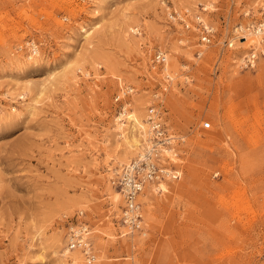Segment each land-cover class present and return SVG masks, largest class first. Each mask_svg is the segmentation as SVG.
<instances>
[{"label": "rangeland", "instance_id": "rangeland-1", "mask_svg": "<svg viewBox=\"0 0 264 264\" xmlns=\"http://www.w3.org/2000/svg\"><path fill=\"white\" fill-rule=\"evenodd\" d=\"M259 23L264 0H0V264H68L79 214L87 264H264ZM151 111L177 177L138 196L129 230L116 179L137 156L120 163L117 125Z\"/></svg>", "mask_w": 264, "mask_h": 264}, {"label": "built area", "instance_id": "built-area-1", "mask_svg": "<svg viewBox=\"0 0 264 264\" xmlns=\"http://www.w3.org/2000/svg\"><path fill=\"white\" fill-rule=\"evenodd\" d=\"M197 24L202 29L201 41L205 44L210 42L212 28L205 24L200 18ZM262 26V27H261ZM252 30L260 29L264 31V23L251 26ZM156 63L163 64L165 57L162 53L156 54L154 57ZM257 60V55L250 52L244 63L246 67L252 68ZM119 98H116V101ZM148 126H151L152 138L150 151L144 152L143 157L137 156L134 160L126 164L118 174L116 179L117 186L123 196L125 207L121 214V224L129 230L139 229L141 224V214L137 202L138 196L142 193L147 183H158L166 177H177V172L169 167L170 161L162 160L157 151L158 147H169L172 138L166 135L162 122L157 112L151 111L148 117ZM210 128L209 123L203 124V129ZM79 214L74 223L70 224L66 233V249L68 251L80 250L85 257L87 263L94 260V254L89 243V226L81 220Z\"/></svg>", "mask_w": 264, "mask_h": 264}, {"label": "bare ground", "instance_id": "bare-ground-1", "mask_svg": "<svg viewBox=\"0 0 264 264\" xmlns=\"http://www.w3.org/2000/svg\"><path fill=\"white\" fill-rule=\"evenodd\" d=\"M197 18L199 19L200 17L198 16ZM245 32H247L246 33L247 36H250V37L253 38V39H250V42L251 43H255L254 45L256 47L260 45V42H262V40H264V31H262L260 29H257V30H249L248 29ZM88 35H89V33H87L86 37ZM166 67H168V65ZM164 71H167V69H164ZM126 107H127V105L126 106H123L122 111L119 114V116H124L125 115V113H126ZM132 114L127 115L126 116V121H124L127 124L126 129H127L128 133H125L123 131V129L121 128V125H119V124L117 125V129L119 131H121V138H122V145H123V147L121 149V152H120V156H119L120 163L129 162L130 159H133L135 156L143 157L144 154H145L144 152H146L148 150L150 151V149H151L150 144L152 143L151 142V138H152V135H153L152 134V131H151V126L150 125L149 126L147 125L148 126V129H147L146 128V123H144L143 120H142V118H141L142 116H140L138 118V117H134ZM117 121H118V119H117ZM170 144H171V142H169V145ZM163 148H169L170 149V147H168V146H166V147H161V146L158 147L157 148V151L160 154V156L162 155V149ZM164 152L166 153V150L165 149H164ZM153 184H157V183H147V185L145 186V188L143 189V191L145 189L149 188ZM156 188L158 189V191L159 190L160 191H162V190L165 191V187L161 183L157 184L156 185ZM140 195H139V197H140ZM115 197L117 199V200L115 199V203L119 202V199L121 198L120 197V194L117 193L115 195ZM64 238L65 237L63 236V240H64ZM62 252L64 253L65 257H67L66 259H67L68 264H71L72 263V259L74 261H76V263L77 262L80 263V262L84 261V263L87 264L85 262L84 258H83V254H82V252L80 250L68 251L66 249L65 240H64V246L62 248ZM69 254H70V258H69Z\"/></svg>", "mask_w": 264, "mask_h": 264}]
</instances>
